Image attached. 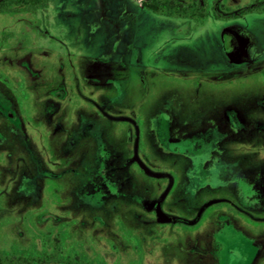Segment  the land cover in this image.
<instances>
[{
	"label": "rangeland",
	"instance_id": "374dc122",
	"mask_svg": "<svg viewBox=\"0 0 264 264\" xmlns=\"http://www.w3.org/2000/svg\"><path fill=\"white\" fill-rule=\"evenodd\" d=\"M143 1L0 12V249L264 264V10Z\"/></svg>",
	"mask_w": 264,
	"mask_h": 264
},
{
	"label": "trees",
	"instance_id": "16d2710c",
	"mask_svg": "<svg viewBox=\"0 0 264 264\" xmlns=\"http://www.w3.org/2000/svg\"><path fill=\"white\" fill-rule=\"evenodd\" d=\"M48 0H0V12L11 10L36 11L39 7L47 5ZM143 5L166 15L197 18L206 16L205 0L184 3L178 0H144ZM264 10V0H256L238 11L229 13L227 16H235L254 10ZM217 10V9H216ZM215 10V13L218 14ZM60 239L57 237L52 242L55 248L51 251L44 250L42 253L30 251L8 252L0 249V264H92L88 259L77 252L68 251L62 254L60 251ZM103 260V259H102ZM104 262V260H103ZM99 264H104L100 262Z\"/></svg>",
	"mask_w": 264,
	"mask_h": 264
},
{
	"label": "water",
	"instance_id": "95a60500",
	"mask_svg": "<svg viewBox=\"0 0 264 264\" xmlns=\"http://www.w3.org/2000/svg\"><path fill=\"white\" fill-rule=\"evenodd\" d=\"M159 214H160V215H163V213H162L160 210H159Z\"/></svg>",
	"mask_w": 264,
	"mask_h": 264
}]
</instances>
